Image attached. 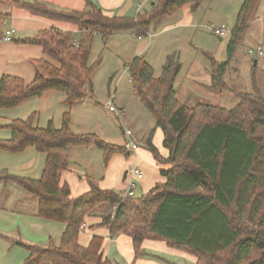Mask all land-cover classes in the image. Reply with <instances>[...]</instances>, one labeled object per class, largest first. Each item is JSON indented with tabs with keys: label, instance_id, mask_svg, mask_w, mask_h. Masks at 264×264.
Wrapping results in <instances>:
<instances>
[{
	"label": "trees",
	"instance_id": "1",
	"mask_svg": "<svg viewBox=\"0 0 264 264\" xmlns=\"http://www.w3.org/2000/svg\"><path fill=\"white\" fill-rule=\"evenodd\" d=\"M7 1L0 0V42L6 17L1 6ZM206 1L157 0L151 11L137 17L106 16L89 0L81 12L23 1L32 14L71 23L80 32L74 35L52 28L23 40L42 47L47 60L34 62L36 79L31 84L12 76L0 81V109L17 108L47 92L63 93V105L70 108L59 129L53 122L47 128L38 127L35 113L25 121L13 120L3 126L11 138L0 139V152L21 154L34 148L46 155V163L40 179L3 171L0 185L15 184L37 200L39 218L66 226L59 245L53 240L44 247L23 245L29 254L25 264H113L102 254L100 238L94 237L88 248L80 244L85 221L95 213L103 214L102 225L113 235L132 240L136 259L144 255V243L155 239L188 252L196 264H264V94L236 93L240 103L233 110L205 104L185 106L175 89L182 69L178 54L167 57L158 78L144 57L134 58L128 65L132 89L161 128L163 145L170 151L164 160L152 144L149 146L166 182L145 196L128 199L95 184L87 194L73 198L69 186L60 182L69 170L74 147L95 146L103 151L105 165L116 154H129L124 146L111 145L94 134L71 132L73 106L94 97L92 75L101 64L100 59L90 62L94 39L99 36L106 42L127 32L146 37L185 6L195 12ZM260 1L246 0L240 9L226 62L206 54L212 62L211 91L229 90L225 76L245 43Z\"/></svg>",
	"mask_w": 264,
	"mask_h": 264
},
{
	"label": "crops",
	"instance_id": "2",
	"mask_svg": "<svg viewBox=\"0 0 264 264\" xmlns=\"http://www.w3.org/2000/svg\"><path fill=\"white\" fill-rule=\"evenodd\" d=\"M89 1L95 5L97 4V6L103 10V13L110 17H137L139 14H145L151 11L153 5L157 2V0ZM245 1L246 0H207L195 12L192 11L190 5L185 6L176 16L162 22L158 27L159 30L156 28L153 34L150 33V37H143L141 40H138L133 32L116 34L106 42H104L101 37L97 36L92 45V53L95 48L100 45L104 51L108 50L106 55L111 58L114 57L120 66V68L113 69L110 74H105L110 79V84H113V82L116 83L113 93L111 94L108 92L107 99L115 98L117 106L127 112V109L131 106V104H129L130 100L135 98L132 85V91H130V93L133 94L132 97L128 95L127 98L126 90L122 88V83L130 76L128 75L129 63L134 58L144 57L152 66L154 74L158 78L162 75L161 73L167 61V57L172 56V54H178L182 63V69L179 73L180 75L175 80V89L179 102L185 106L190 105H186V102L191 98V89H194L193 87L197 89H209L212 84L211 58L221 63L227 61L224 58H216L211 54L213 52V47L210 43L211 38L223 40L222 37L213 34L211 26L215 27L216 23H222L221 25L224 26V23H228L230 26L232 25L230 27V31H232L238 14L240 13L239 11ZM36 2L64 12H81L87 9L88 4L87 0H33L30 3L33 4ZM1 11L6 15L3 23V32L5 33L7 29L14 28L16 33L13 37V41L8 43L3 41L0 42V81L3 77L12 76L22 79L27 84H31L36 79V67L34 62H38V60L42 59L47 60L42 47L24 44L23 40L35 38L41 32L49 31L52 28L62 33L70 32L74 35H80L78 28L71 23L53 19L49 20L40 15L36 16L32 14L23 1L9 0L1 6ZM256 12L255 19L250 25V29L244 39L245 43L241 48L248 44L253 46L249 47V49L261 46L264 49V0L260 1ZM203 21H206L207 24L206 22L202 23ZM206 30L210 31L209 35ZM226 43L225 56L227 57V47L229 43ZM98 53L94 63L100 59L101 64L92 75L93 87L95 85V78H97L96 73L98 69L102 70V64L104 62L102 51ZM202 54L208 58L210 63L203 62L200 58ZM223 56L224 52L220 57ZM236 59L237 57L225 76L227 87L236 86L239 83V76H241V74L237 72V62L239 60L237 61ZM260 59L254 61V67L259 65ZM129 82L131 83V78H129ZM45 95L46 94L35 99H42ZM96 97L94 99L87 98L78 104H84L83 107H86L89 113L94 115L97 114V109H99L97 107L100 106L107 111L109 115V110L105 106L107 99L105 101ZM63 99L64 100H62V98H54L50 100L52 101L51 103H59L60 101L64 102L66 98ZM33 100L34 99L24 102L21 106L10 110H17L30 101L33 102ZM86 101H89V103L86 104ZM137 109V112H131V114L128 115V119L130 120L128 121L131 124L130 127L133 130L134 139L138 143L140 150L137 153L129 152L127 156L116 154L107 165L104 164L103 157L102 166L105 172L101 176L88 175V173H86V170H89V168L85 166L83 156L93 155V153L90 152L92 151L90 147H74L71 149L83 150L81 151V157H74V155L79 152L73 153L70 151L69 170L64 172L60 177L61 185L69 186L71 197L78 198L87 194L92 189V184H95L101 190H112L116 194H119L127 189L128 183L126 174L131 166L135 165H138L144 172V176L139 180L140 184L138 182V191L136 190L137 193H140L139 197L145 196L146 193L156 187V185L166 182V179H164L160 173V166L156 162L155 153L152 149H149L150 144H152L157 150L158 156L164 160L167 159L170 156V151L163 145L164 134L161 128H158L156 123H154L155 119L151 118V122L144 109L140 107ZM133 110L135 111L134 108ZM67 112H69V110ZM90 119H94L93 122L95 124L85 134H94L101 137V129L108 134L111 125L107 123V121L100 116ZM25 120L23 119V121ZM55 120L56 118L50 114L47 127L53 122L54 127L58 129L61 128L63 124L62 119L59 127ZM0 126L3 127L6 125L0 124ZM39 127L41 126L39 125ZM151 130H153L152 135L149 133ZM7 132L8 135L1 137V140H10L11 132ZM123 145L124 144L120 146ZM32 149L33 148H28L24 153L17 155L21 156L20 158L22 159L25 158L23 156L27 155L33 160H37V168H39L40 175L31 177L16 172L11 173V168H9L7 164V167H2L3 170H0V172L7 171L10 175L14 174L25 178L40 179L45 169L46 155ZM2 157L3 156H0V158ZM21 160V168L26 169L31 166L34 167L33 161L22 163ZM35 172L36 170H34V174ZM37 207V200L31 198V196L26 194L15 184L9 186L0 185V264H24L25 261L28 260L29 254L23 245L44 247L49 245L50 240L55 241V243L59 245V240L66 231V226L61 223L40 219L38 217ZM102 217L103 214L100 213L88 216L84 224L85 228L79 236V241L83 247L88 248L94 237L103 240L102 254L113 264H196V258L188 252L172 249L167 246L166 242L157 241L155 239H148L144 243L142 247L144 255L136 259L132 240L126 235H113L108 226L102 225Z\"/></svg>",
	"mask_w": 264,
	"mask_h": 264
},
{
	"label": "rangeland",
	"instance_id": "3",
	"mask_svg": "<svg viewBox=\"0 0 264 264\" xmlns=\"http://www.w3.org/2000/svg\"><path fill=\"white\" fill-rule=\"evenodd\" d=\"M141 15V14H140ZM206 21H203L202 23H205ZM233 23V22H232ZM207 24V22H206ZM218 24V25H216ZM215 27H219L221 28L223 25H221L222 23H216ZM224 27L227 28L228 30H230L231 26L228 23H224ZM212 27V26H211ZM214 27V26H213ZM159 30V28L157 29ZM207 34H210V31L206 30ZM154 31L151 32V34H153ZM230 34L231 33H227L223 38V40L219 39V38H211V46L213 47V52L211 53L214 57L216 58H224L227 60V57L225 56V52H226V42H229L230 40ZM213 35V34H212ZM138 39V38H137ZM249 47H253L252 45H248L246 44V46H244L243 48H239L238 52H237V68L238 71L241 76H239V83L236 86H232L229 87V90L223 91V92H214L211 91L210 89H197L195 87H193L194 89H191L192 95L191 98L188 99V102H186V105L190 104L189 106H196L197 104H205V105H209V106H214V107H221L223 109H227V110H233V108H235L237 105H239V99L237 97L236 93H255L257 91H260L261 94H264V57H261V59L259 60V65L256 67H254V61L256 60V58L250 57L248 55V49ZM103 53V64H102V70L97 71V78H95V85H94V97H92V99H94L96 96L98 98H100L101 100H105L108 97V92L109 93H113V90L115 89V82H113V84H110V79L105 75V74H110L111 71H113V69L115 68H120L119 63L117 62V60L113 57L111 58L110 56L106 55L108 50H103L102 46H97L94 50V52L92 53V57L90 59L91 64L94 63V61L97 59L98 56V52ZM224 52V56L220 57L222 55V53ZM204 63H210L208 58H206L203 54L200 57ZM49 60V59H48ZM255 73V75H254ZM129 75V74H128ZM129 78H131L130 76L126 78L125 82L122 83V88H124V90H126L127 93V98L128 95L129 97H132V93H130L131 90V85H132V81L131 83L129 82ZM56 94V95H55ZM135 94V93H134ZM96 97V98H97ZM54 98H62V100H64L63 98H66V96L63 93H59V92H47L46 95L42 98V99H34L33 102H29L27 104H25V106H22L21 108H18L17 110H2L0 109V124L6 125L8 126V124L13 120V119H26L28 118L30 115H32L33 113H37L38 114V120H37V124L38 127L39 125L42 128H47V121L49 118V115L51 114L54 118H56L55 122L57 124V126L59 127L61 125V119L62 116L65 112H67L68 110H70V108H66L62 103L63 101H60L59 103L54 102L51 103L52 101L50 99H54ZM37 100V101H36ZM108 100V99H107ZM89 101H86V104H88ZM131 106H129V108L127 109L128 111L126 112V120L128 119V115L131 114V112H137V108L140 107L141 109H144L146 114H148L150 121L152 122V115L149 112V110L143 106L140 102V99L138 98V96L135 94V98H133V100H130ZM84 104H77L76 106H73L72 110H71V122H72V130L71 132L73 134H85L88 130H90V128L93 127V125L95 124L93 122V120L95 119H90L93 117H98L100 116L101 118H103L105 121H107V123H109L110 125V130H108V134L104 132L103 129L100 130L101 134L99 138H101L103 141L111 144V145H115V144H119L122 145L124 144V135H123V131L122 128L120 126L119 120L116 119L115 115L113 116L112 114L107 113V111H105L102 107H97L95 104V106L99 109H97V114H90L89 111L86 109V107H83ZM133 108L135 109V111L133 110ZM126 111V110H125ZM110 113V112H109ZM130 121V120H129ZM128 121V125L131 126L130 122ZM154 123L155 120H154ZM10 125V124H9ZM131 128V127H130ZM3 129V130H1ZM0 129V138L7 136L9 130H7L6 128H1ZM159 130V129H158ZM10 132V131H9ZM151 135L153 134V130H151L149 132ZM109 138V140H108ZM93 153V155H86L83 156V159L85 160V166H87L90 170H86L88 173V175H95V176H101L105 171H104V167L102 166V159L104 157V153L103 151L98 150L95 147H90ZM80 149V148H79ZM32 150H35L34 148ZM81 151H83L82 149H80ZM79 150H71V152H79L76 155H74V157H81L82 153ZM35 152V151H34ZM24 153V152H23ZM0 156H3L2 158H0V170L2 171L3 168L2 167H7L6 164L8 165L9 168H11L10 172H16V173H20V174H26L27 176H31L34 177V175H40L39 173V168H37V164L38 161L37 160H33L30 156H23L25 158H20L21 156L17 155V154H8L5 152H0ZM22 159V160H21ZM20 160L22 161V163H27L29 161H33L34 163V167H29V168H21L20 166L22 165ZM34 170H36L35 174H34ZM1 173V172H0ZM140 184V182H139ZM139 188V186H138ZM138 188H136V190L138 191ZM21 189V188H20ZM135 190V192H136ZM122 193V192H121ZM137 193V192H136ZM135 193V194H136ZM139 197L140 193H137ZM120 195V193H119ZM34 200H36L34 197H31ZM41 219V218H40ZM45 220V219H42ZM48 221V220H46ZM51 222V221H49ZM26 262V261H25ZM25 264V263H24Z\"/></svg>",
	"mask_w": 264,
	"mask_h": 264
},
{
	"label": "built area",
	"instance_id": "4",
	"mask_svg": "<svg viewBox=\"0 0 264 264\" xmlns=\"http://www.w3.org/2000/svg\"><path fill=\"white\" fill-rule=\"evenodd\" d=\"M19 1H27V2H32L33 0H19ZM211 30L213 34L218 35L220 37H224L228 32L231 33L230 30L222 26L221 28L219 27H211ZM16 33V30L14 28L7 29V31L4 33V39L3 42H11L13 41V37ZM146 37H150V34ZM138 40H141L142 37H137ZM248 55L250 57L260 59L261 57H264V49L263 47H256V48H251L248 50ZM105 106L109 110L110 114L113 116L115 115L116 119L119 120V123L121 125L124 139H125V149L128 152H135L137 153L139 149L138 143L134 139L133 135V130L130 128L128 125V120H126V111L124 109L119 108L117 106L115 98H110L106 101ZM144 176V172L140 169L138 165L132 166L127 174H126V180H127V189L120 193L121 197L124 199L132 198V197H137V194H135V190L138 187V181ZM113 216H115V212H113ZM85 228V226H84Z\"/></svg>",
	"mask_w": 264,
	"mask_h": 264
},
{
	"label": "bare ground",
	"instance_id": "5",
	"mask_svg": "<svg viewBox=\"0 0 264 264\" xmlns=\"http://www.w3.org/2000/svg\"><path fill=\"white\" fill-rule=\"evenodd\" d=\"M125 147V145H123ZM135 165V164H134ZM132 167V166H131ZM139 182V181H138Z\"/></svg>",
	"mask_w": 264,
	"mask_h": 264
}]
</instances>
